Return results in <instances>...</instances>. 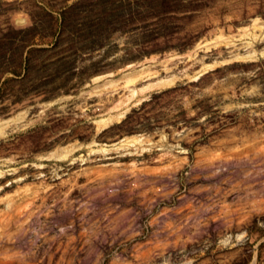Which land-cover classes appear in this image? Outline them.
I'll use <instances>...</instances> for the list:
<instances>
[{
	"label": "rangeland",
	"instance_id": "obj_1",
	"mask_svg": "<svg viewBox=\"0 0 264 264\" xmlns=\"http://www.w3.org/2000/svg\"><path fill=\"white\" fill-rule=\"evenodd\" d=\"M263 51L264 0H0V264H264Z\"/></svg>",
	"mask_w": 264,
	"mask_h": 264
},
{
	"label": "bare ground",
	"instance_id": "obj_2",
	"mask_svg": "<svg viewBox=\"0 0 264 264\" xmlns=\"http://www.w3.org/2000/svg\"><path fill=\"white\" fill-rule=\"evenodd\" d=\"M246 30V29H245ZM255 53V52H254ZM254 53H252V54H248V55H246V56H243V57H241V58H244V59H252V57H254L253 55H254ZM262 54H264V51L262 52ZM240 58V59H241ZM206 68V67H205ZM147 70V69H146ZM145 70V71H146ZM144 73V70L143 71H140V72H138V74H143ZM152 73H154V72H149V73H147V75H152ZM137 74V73H136ZM137 74V75H138ZM132 75V74H131ZM134 75V74H133ZM145 75V74H144ZM132 77V76H131ZM138 77H139V75H138ZM155 77V76H154ZM99 78V77H98ZM98 78H96V79H98ZM134 78H137V76H133V78H129V77H127V76H125V78H124V82L125 83H131L132 81H133V79ZM144 78V77H143ZM149 79V78H148ZM151 79V78H150ZM137 81V80H136ZM171 81L172 80H167V79H157V80H155L154 82H151V83H149V84H147L146 86H144V87H142L140 90L142 91V90H150V89H156V88H161V87H166L165 85H168L169 83H171ZM134 82V81H133ZM135 83V82H134ZM144 92V91H143ZM131 93H132V91H131ZM132 94H134V93H132ZM133 97V96H132ZM129 99V98H128ZM18 120V117L16 118V117H14V118H11L10 120H8V121H4V122H1V127L2 128H0V135H4V127H6V126H8L9 124H11V123H15L16 121ZM108 122H109V119H106V120H101V121H99L98 122V124H99V126L101 127V126H106L107 124H108ZM4 126V127H3ZM4 128V129H3ZM143 141V140H142ZM135 142H139V143H141V138L139 137V136H134V137H127V138H124V139H122L121 141H119V143H117V144H114V145H112V148H120V147H125V146H129V145H134V143ZM97 147H99V149L98 150H96L95 152H99V151H105V150H103V148L102 147H100V146H97ZM110 150V149H109ZM118 150V149H117ZM73 152V149H71V148H63V149H61V150H59L58 152H56V153H52V154H49L48 156H46L47 158H56V159H59V160H64V159H66L71 153ZM46 158V159H47ZM1 174V173H0Z\"/></svg>",
	"mask_w": 264,
	"mask_h": 264
}]
</instances>
